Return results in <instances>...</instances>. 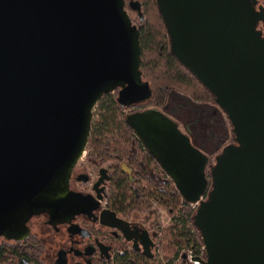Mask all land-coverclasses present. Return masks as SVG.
<instances>
[{
	"label": "water",
	"instance_id": "1",
	"mask_svg": "<svg viewBox=\"0 0 264 264\" xmlns=\"http://www.w3.org/2000/svg\"><path fill=\"white\" fill-rule=\"evenodd\" d=\"M157 3L173 54L212 92L236 144L217 157L210 182L209 158L163 112L126 123L183 200L199 204L201 264H264V8L256 0ZM130 8L144 19L140 2ZM141 56L125 0H0V238L25 240L40 213L57 223L94 210L90 197L70 191L72 172L104 94L120 89L122 107L152 97ZM108 224L129 226L116 217ZM144 254L152 258L148 245Z\"/></svg>",
	"mask_w": 264,
	"mask_h": 264
},
{
	"label": "flooded vegetation",
	"instance_id": "2",
	"mask_svg": "<svg viewBox=\"0 0 264 264\" xmlns=\"http://www.w3.org/2000/svg\"><path fill=\"white\" fill-rule=\"evenodd\" d=\"M132 1L140 2L141 11L143 4L141 0H125V10L141 36L140 24L143 19L137 11L130 8ZM256 1L258 11L264 8V0ZM258 29L264 34L263 22H260ZM119 91L120 89L113 93L118 95ZM142 103L144 102L126 107L129 111L127 116L155 109L146 108ZM184 111L186 113L181 114L169 102L163 113L176 122L181 131L188 135L193 146L209 158L206 176L211 182V171L222 153L219 154L221 144L228 130L225 113L214 103L203 105L202 109L185 108ZM202 113L207 114L204 116ZM186 115L189 118H185ZM180 119L184 121L182 124ZM202 127L213 128L217 132V144L207 142ZM118 178L128 181L133 189L134 202L139 204L148 200L155 206L151 221L146 220L143 211L138 209L139 206L132 207L127 212L117 211L112 207L110 191ZM69 189L73 193L90 197L94 210L90 214H75L70 220L57 223L47 213L32 216L26 224L29 234L25 240L0 238V252L4 256V262L0 264H116L120 260L137 257L142 260L157 258L156 241L160 229V222H157L158 209L159 206L162 207L161 202L168 201L174 195L178 197L179 191L174 180L163 170L137 134L136 145L126 154L123 162L115 159L104 162L102 158H92L87 146L84 156L72 172ZM108 211L115 215L112 216ZM170 214L173 215L174 211L171 210L169 216ZM115 217L129 225L126 233L108 224ZM146 245L149 246L152 258L144 254Z\"/></svg>",
	"mask_w": 264,
	"mask_h": 264
},
{
	"label": "trees",
	"instance_id": "3",
	"mask_svg": "<svg viewBox=\"0 0 264 264\" xmlns=\"http://www.w3.org/2000/svg\"><path fill=\"white\" fill-rule=\"evenodd\" d=\"M141 1L144 18L140 24L141 71L143 80L148 82L152 89V97L142 103L143 106L165 113L166 105L171 102L181 114H184L185 108L202 109L203 105L216 104L212 92L173 54L171 40L157 0ZM117 97V93L104 94L93 112L94 119L88 150L90 157L102 158L104 162L114 159L123 162L126 154L136 145V133L126 123L129 111L118 104ZM206 114L202 113L204 116ZM185 118L189 116L186 115ZM183 122L180 119V123ZM202 131L207 142L217 144L218 134L213 128L202 127ZM225 136L219 154L235 141L233 131L231 133L227 130ZM132 190L126 179L118 178L110 191V204L115 210L121 212H127L130 208L139 206L138 209L143 211L146 220L151 221L155 206L148 200L139 204L134 202L135 196ZM160 205L168 212L173 210L174 214H170L173 220L171 226L164 228L161 215L158 213L157 222H160V229L156 241L157 255L161 252L174 253L178 255V258L182 255V262H184L186 253L182 254L179 247H188L190 251L194 249V253L201 256L204 242L199 229L195 226L197 211L192 209L193 206L186 203L180 193L178 197L174 195ZM3 258L0 252V263L4 262ZM202 259L206 260V252ZM155 260H142L137 257L126 261L120 260L116 264H156Z\"/></svg>",
	"mask_w": 264,
	"mask_h": 264
},
{
	"label": "rangeland",
	"instance_id": "4",
	"mask_svg": "<svg viewBox=\"0 0 264 264\" xmlns=\"http://www.w3.org/2000/svg\"><path fill=\"white\" fill-rule=\"evenodd\" d=\"M224 119H225L228 131H230L232 133L233 127H232V125H231L226 114H224ZM223 150H221V152ZM198 208H199V206L196 208L192 207V209L196 210V211L198 210ZM158 211H159V214L161 215V221L163 223L164 228H168L169 226H171L173 220L171 221L172 216H169V212L165 208L160 207V206H159ZM179 251H181L182 254H184V252L186 253V255L190 254L189 253L190 249H188V247H179ZM193 251H194V249H193ZM177 256L178 255H176L174 253L161 252L159 255H157V258H156L154 263H156V264H158V263L159 264H173V263L177 262L178 260L182 261V258H181L182 255L180 258H178ZM185 262H186V260H185ZM187 264H191V263H187Z\"/></svg>",
	"mask_w": 264,
	"mask_h": 264
},
{
	"label": "built area",
	"instance_id": "5",
	"mask_svg": "<svg viewBox=\"0 0 264 264\" xmlns=\"http://www.w3.org/2000/svg\"><path fill=\"white\" fill-rule=\"evenodd\" d=\"M194 208L198 207L199 204H191ZM190 254L189 255H186V262H182L180 260H178L177 262L173 263V264H187V263H191V264H201V262L199 260H203L202 259V256L204 255L205 253V247L202 249V253H201V256L200 255H196L194 253V251H190L189 252ZM188 259V260H187ZM194 259H198L196 261H194Z\"/></svg>",
	"mask_w": 264,
	"mask_h": 264
}]
</instances>
